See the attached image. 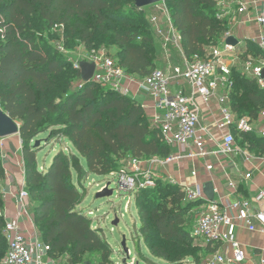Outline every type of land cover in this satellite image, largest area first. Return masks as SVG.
<instances>
[{
  "label": "trees",
  "instance_id": "16d2710c",
  "mask_svg": "<svg viewBox=\"0 0 264 264\" xmlns=\"http://www.w3.org/2000/svg\"><path fill=\"white\" fill-rule=\"evenodd\" d=\"M165 2L188 58H203L227 32L228 18L219 16L218 0ZM137 10L133 0H0V27L4 29L0 33V107L20 124L25 188L33 201L35 223L41 225L40 239L50 246L49 254L64 264L91 254L98 264H114L102 230L76 209L80 191L73 182V171L80 182L87 173L111 174L122 158H163L171 149L135 99L96 82L80 88L73 85L81 79L80 70H67V58L32 29L52 32L55 25L63 26L62 38L78 40L86 48H92L97 37H108L109 43L120 48L117 65L144 77L155 68V44L149 23ZM230 79L232 111L255 117L264 109V88L236 69ZM48 129L46 144L66 138L76 152L58 151L49 166L39 170L41 146L34 148L31 143ZM238 141L254 151L264 147V139L254 135L242 134ZM159 183L134 195L140 232L149 241L153 228L165 244L150 246L152 255L177 263L187 255L181 249L194 240L185 217L187 206L194 202L185 198L179 185ZM4 222L0 216V262L7 250ZM61 253L67 257H59Z\"/></svg>",
  "mask_w": 264,
  "mask_h": 264
},
{
  "label": "built area",
  "instance_id": "2783aa9c",
  "mask_svg": "<svg viewBox=\"0 0 264 264\" xmlns=\"http://www.w3.org/2000/svg\"><path fill=\"white\" fill-rule=\"evenodd\" d=\"M158 3L163 5L159 7L160 13L150 15L148 23L165 49L182 51L181 37L168 15L165 0ZM220 5L224 7V3ZM245 5L243 3L238 11L243 12ZM224 13L221 9L219 16L223 17ZM254 20L261 31L257 44L264 48V0ZM0 33H4L3 27H0ZM228 36L231 34L226 32L203 58L195 56L190 62L171 65L170 73L154 68L148 75L138 77L127 73L112 57L101 52L93 53L88 61L95 64L91 82L104 85L123 95L131 93V88L127 85L131 83L136 93L143 90L148 94L154 108L153 124L159 129L161 140L171 149L168 156L163 158L128 157L127 165L115 172L118 176V191L127 192L133 198L139 190L154 187L156 178L161 174L166 176L170 183L178 184L187 200L200 203L204 201V206L196 215L191 229V237L194 240H201L213 248L201 264H242L245 253L236 237V228L244 226L251 232L259 227L264 229V207L254 205L264 203V190H259L252 200L235 198L220 204L216 200L205 199L200 183L180 184L173 176L162 174L164 170H160L166 169L170 164L189 159L192 162L202 161L206 171L212 172L216 167L211 161L213 156L219 165L218 168L223 171L230 165L234 166L236 161L233 156L237 154L242 155L246 162H264V147L254 151L238 141L242 134L264 139V109L255 117L237 116L231 109L230 77L239 54H233L234 46L225 43ZM55 47L59 52H64V46L60 42L56 43ZM79 63L80 61L76 62L74 68L79 69ZM241 67L244 75L255 79L257 84L264 88V59L256 62L249 59L243 62ZM181 82L190 86L188 93L183 87L175 88ZM83 84L85 83L79 79L76 87L80 88ZM199 97L205 102L216 99L218 104V112H211L207 122L201 121L200 105L197 103ZM190 174L195 178L198 172L192 169ZM225 175L228 187L232 189L231 194L234 195L235 182L226 173ZM243 177L249 179L251 172H244ZM28 197V191L25 187L22 188L17 202L23 213L27 208L25 199ZM0 216L5 221L3 232L7 241V250L0 264H64L49 254L51 248L40 239L38 230L34 238L29 239L17 222L6 219L3 209H0Z\"/></svg>",
  "mask_w": 264,
  "mask_h": 264
},
{
  "label": "rangeland",
  "instance_id": "374dc122",
  "mask_svg": "<svg viewBox=\"0 0 264 264\" xmlns=\"http://www.w3.org/2000/svg\"><path fill=\"white\" fill-rule=\"evenodd\" d=\"M228 1L230 0H218V6L224 3V7H221L222 5H220V11L221 9L223 11L225 8L230 7V3H228ZM164 4L167 7V3L165 2ZM161 6L163 7V5L157 3L143 8H137V11L140 13V16L145 19L146 23H148L150 15L160 13L159 7ZM167 9L168 15L170 16V10L168 7ZM223 15L224 16L222 18H225V14ZM147 27H150V25L148 24ZM32 30L35 36L44 39L51 47L54 48L58 42L64 46V52L62 51L61 53L62 56L67 58L70 62V65L66 67L69 71L74 68V64L76 62H88L90 57L94 55L93 53L101 52L112 57L115 62L118 61L117 58L120 48L109 43L108 37L106 39L97 37L92 48H86L83 44L79 43L78 40L73 39L71 41L70 39H62L63 34H65L64 27H53V34L50 35L49 32L51 31L48 32L41 30L39 27H34ZM152 31L153 30L151 29L150 35L153 36L155 44L154 58L157 60L158 57H165V60H170L174 63L177 56H181L180 52L178 51L176 52L177 54H171V57L168 55H162L163 46L160 40L153 35ZM227 32L233 33L230 19L227 24ZM80 46L84 47L85 51L81 52L79 50ZM239 52L240 54L237 64L234 65L232 69L239 70L243 75L244 73L242 72L241 67L243 62L249 59L256 62L264 55V49H262L257 43L248 40L243 43V47H241ZM186 59L188 62L192 61V58L186 57ZM155 68L158 67L156 66ZM77 83H79L78 79L74 81L73 85L76 86ZM127 96L134 99L131 93L127 94ZM49 131L50 129L37 137V139L41 142V149L37 152L39 170L47 168L58 151L68 152L63 145L59 144L62 140L56 142L55 139H53L49 144L44 142V138L47 137ZM33 144L34 142L31 143L32 146ZM128 159L129 158L127 157L120 160L118 165L119 168L112 172L114 173L113 175L108 174L98 176L93 173H87L83 176V178H80L81 183L78 182V175L75 171H73V182L80 191V201L76 209L92 220V226L94 228L102 230L104 238L108 241L112 248L110 256L111 260H113L114 264H201L207 257L209 250H207L204 246L205 244L198 239L193 240L191 244L184 245L185 248H182L180 252L186 253L187 255H185V257L177 263H172L152 255L150 246H163L165 243L162 239H159L158 233L153 228L149 234V241H146L140 232L141 217L135 196L131 198V195L127 192L118 191L116 186L118 176L115 172L127 165V162L129 161ZM82 164L86 167L85 160L82 161ZM159 180L161 181L159 185L169 182L166 176L160 174L156 178L155 185ZM107 184H109V189L112 190V195L96 197L97 192L102 190V188H104ZM147 206L153 207V204L147 203ZM203 206L204 205L200 202H194L193 204L187 206L185 217L188 229H192L195 217ZM116 220L117 222L114 223ZM36 227V229L40 232L41 225L37 224ZM123 239L125 240L126 247L129 250V255L124 252L121 246ZM58 255L59 257H62V255L66 256L64 253ZM86 262H90V264H98V259L95 254H91L90 256H85L80 261H74L70 264H84Z\"/></svg>",
  "mask_w": 264,
  "mask_h": 264
},
{
  "label": "crops",
  "instance_id": "0c3cea01",
  "mask_svg": "<svg viewBox=\"0 0 264 264\" xmlns=\"http://www.w3.org/2000/svg\"><path fill=\"white\" fill-rule=\"evenodd\" d=\"M261 2L262 0L228 1V3H230V9H224L225 18H228V20L230 19V24L233 29V33H230L231 36H234L238 40V44L234 46L233 54H240L239 51L241 47H243V43L247 40L254 43L258 42L261 31L256 24L254 17L260 10ZM243 3L246 4V8L243 12H239L238 8ZM152 33L157 37L154 31H152ZM158 39L160 40V38ZM162 49V55H168L169 57H171V54L179 51L177 49L167 50L164 47H162ZM79 50L81 52L85 51L82 46L79 47ZM182 51H179L181 56H177L174 63L170 60H165V57H158L157 60L155 59V65L165 72L170 73L169 68L171 65H182L187 61L184 52ZM127 85L131 88L133 98L142 106L148 121L154 126V108L152 100L145 91L139 90L138 93H136L133 84L130 83ZM179 86L183 87L186 93L190 91V86L186 82H181V84L177 85L175 88H178ZM197 103L200 105L201 121L207 122L208 116L211 112H218L216 99H211L210 101L205 102L199 97L197 98ZM217 117L218 115H216V118ZM61 140L62 141L59 144L63 145L67 151L76 152L72 143L68 139L63 138ZM0 153L4 169V177L0 179V193L3 197V212L6 219L17 222L20 225L27 238H34L37 233V227L34 217L33 201L30 197L25 199L27 208L24 213L18 206L17 202L20 190L25 187V163L22 155V140L20 134L17 133L0 138ZM233 158L236 161L234 162V166L230 165L223 171L218 168L219 165L213 156L211 157V161L216 167L212 172L206 171L202 161L197 160L192 162L189 159L170 164L169 166H166V169L160 168V170H164V172H161L162 174L173 176L176 182H179L180 184L192 185L197 182L200 183L203 188L204 184L211 183L213 187V200L218 201L220 204H225L227 202L226 200L232 201L235 198L252 200L259 190H264V162H258L257 160L246 162L240 154L233 156ZM83 160L84 159H81V162ZM192 169H196L198 172L197 177L195 178L191 177L190 173ZM249 171L251 172V177L245 179L243 173ZM225 173L235 182L236 187L234 195L231 194L232 189L228 187ZM203 194L205 199L208 200L204 191ZM202 203H204V201H202ZM254 205L264 207V203ZM235 233L240 246L245 253V259L242 264H262V260L264 259V229L259 227L258 230L251 232L244 226H238ZM204 246L209 250L208 254L213 251L211 246ZM4 255L5 254L1 256V259Z\"/></svg>",
  "mask_w": 264,
  "mask_h": 264
},
{
  "label": "water",
  "instance_id": "95a60500",
  "mask_svg": "<svg viewBox=\"0 0 264 264\" xmlns=\"http://www.w3.org/2000/svg\"><path fill=\"white\" fill-rule=\"evenodd\" d=\"M134 4L137 8H143L149 5H153L155 3L161 2L163 0H133ZM225 43L227 45L231 46H236L238 44V40L234 36H228L225 39ZM95 69V64L94 62H87V61H81L79 63V70H80V76L81 80L84 83H89L91 82V78L93 76V72ZM263 76H264V71H263ZM20 129V124L13 120L1 107H0V138L17 134L19 133ZM40 140L37 139L34 141L33 147L37 148L40 145ZM109 184H107L102 190L98 191L96 194V197H101V196H107V195H112V190L109 189ZM203 191L206 194L208 201L213 200V187L211 183H206L203 185ZM117 220L114 222L116 223ZM124 252L129 255V250L126 247L125 240L123 239L122 244H121ZM89 264V263H87Z\"/></svg>",
  "mask_w": 264,
  "mask_h": 264
}]
</instances>
